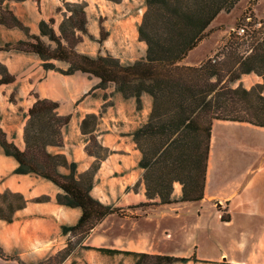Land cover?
<instances>
[{"label":"crops","instance_id":"crops-1","mask_svg":"<svg viewBox=\"0 0 264 264\" xmlns=\"http://www.w3.org/2000/svg\"><path fill=\"white\" fill-rule=\"evenodd\" d=\"M64 2L87 6V29L93 39L85 38L77 46V53L90 57L109 54L124 65L148 53L146 43L139 38L146 0H26L8 1L4 7L38 36L43 20L55 17V29L59 30L64 15L58 9ZM102 29L106 37L100 41ZM226 33L229 36L231 30ZM24 39L22 30L0 25V46ZM224 43L220 41L205 60L189 64L204 63ZM42 63L35 54L0 52V64L17 77L14 84L0 87V128L24 149L27 111L38 98L60 103L58 113L71 120L63 131V146L50 147L49 151L66 155L82 174L96 162V157L87 152L89 135L82 132V123L89 115L97 116L94 134L110 153L95 175L92 196L122 213L101 222L84 242L90 249H78L65 264H134V258L125 252L186 259L173 264H264V128L216 122L203 200L145 205L144 170L139 165L141 152L133 133L147 122L152 98L144 95L139 110L135 98H124L113 86L92 92L96 80L81 73L64 75L45 70ZM54 64L63 70L70 66L59 61ZM263 81L257 74H247L235 87L251 89ZM218 126L226 130L219 148ZM17 168V160L7 156L0 146V197L19 195L26 201L15 211L12 222L0 219V248L5 255L0 256V264H20L12 258L36 264L68 248L70 236L64 235L63 227L75 226L82 210L59 204L57 196L62 190L53 182L18 174ZM62 172L68 173L65 169ZM42 197L48 200L39 201ZM181 197L182 186L177 183L174 198ZM0 203L5 205L2 199ZM100 249L122 253L112 255Z\"/></svg>","mask_w":264,"mask_h":264},{"label":"trees","instance_id":"trees-1","mask_svg":"<svg viewBox=\"0 0 264 264\" xmlns=\"http://www.w3.org/2000/svg\"><path fill=\"white\" fill-rule=\"evenodd\" d=\"M8 1L26 0H0V25L22 30L26 39L1 45L0 52L35 54L42 59L45 70L89 76L96 80L92 92L113 86L124 98H135L139 110L143 107L144 95L152 98L147 122L133 133L141 152L139 165L144 170L148 199L145 205L203 200L216 122L249 123L264 128V81L251 89L242 85L234 87L247 74H257L264 80V18L259 21L253 17L250 28H244L241 21L247 17L243 13L235 23V31L224 40L215 57L198 66L183 63L209 36L212 23L222 13L230 15L244 0H146L139 38L146 43L148 53L131 65H124L109 54L90 57L77 53L76 48L85 37L92 38L87 29L84 3L64 2L58 9V13L64 15L59 30L55 29L57 19L54 17L41 21L37 36L30 33L11 9L4 7ZM242 29L244 33L240 34ZM105 37L102 29L100 41ZM54 61L70 66L63 70ZM16 81L17 77L0 64V87ZM59 104L38 98L27 111L24 149L0 128V146L7 156L17 160L16 173L36 175L53 182L62 190L57 196L59 204L82 210L75 226L63 227L64 235L70 236L68 248L36 264H65L78 249H90L84 242L101 222L111 215L122 216L119 208L105 205L92 196L95 175L110 153L94 134L97 116L89 115L82 123V132L89 135L90 144L94 143L103 152L100 155L88 145V154L96 157L90 170L79 174L77 164L66 155L49 151L50 147L63 146V131L71 120L70 116L58 113ZM62 169L68 173H63ZM177 183L182 186L180 200L174 198ZM0 199L5 201V205L0 203V219L7 222H12L15 211L26 205L19 195L5 194ZM46 200L47 197L39 199ZM99 251L112 255L122 253ZM124 254L132 256L134 264L186 261L171 256ZM0 256L5 257L1 248Z\"/></svg>","mask_w":264,"mask_h":264},{"label":"rangeland","instance_id":"rangeland-1","mask_svg":"<svg viewBox=\"0 0 264 264\" xmlns=\"http://www.w3.org/2000/svg\"><path fill=\"white\" fill-rule=\"evenodd\" d=\"M141 6L142 4L139 3L138 8H141ZM243 13H247L246 15L244 14L245 18L247 17V19L241 21L242 27L250 28L249 23L252 22L253 17L259 21L264 18V0H244V3L240 4V6H237V8L230 15L227 13H222V15L219 16V18L212 24L209 37L206 38L198 46V48H196L189 54L188 60H186V62H183L184 65H187L186 63L189 64L203 61L208 56V54H212L218 43L220 41L222 42V40L224 41L228 37L226 31H228L229 29L231 31H235V23L237 19H239L241 16L243 17ZM260 26L261 24H259V27ZM215 55L216 54H214L213 57H215ZM224 131H226L224 128L220 126L217 127L216 134L218 135L219 141L217 148H219L220 141L223 139ZM90 148L100 155L103 154V152L99 148L95 147L94 143L90 144ZM214 233H216V230L214 231Z\"/></svg>","mask_w":264,"mask_h":264},{"label":"built area","instance_id":"built-area-1","mask_svg":"<svg viewBox=\"0 0 264 264\" xmlns=\"http://www.w3.org/2000/svg\"><path fill=\"white\" fill-rule=\"evenodd\" d=\"M242 33H244V30L242 29V30H240V34H242Z\"/></svg>","mask_w":264,"mask_h":264}]
</instances>
